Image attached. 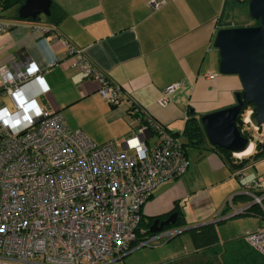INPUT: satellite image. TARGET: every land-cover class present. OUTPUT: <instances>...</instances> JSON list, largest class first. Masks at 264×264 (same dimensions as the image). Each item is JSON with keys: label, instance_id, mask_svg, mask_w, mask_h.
<instances>
[{"label": "crops", "instance_id": "obj_1", "mask_svg": "<svg viewBox=\"0 0 264 264\" xmlns=\"http://www.w3.org/2000/svg\"><path fill=\"white\" fill-rule=\"evenodd\" d=\"M53 1L56 21L45 13L37 19L20 18L17 12L22 3L6 9L0 6V23L8 24L0 29V65L14 69L35 60L49 87L37 96L42 106L61 110L71 128L84 129L98 143L123 138L138 129L140 119L130 101L114 105L100 94L97 80L74 64L76 56L65 40L83 48L110 79L124 86L144 115L187 143V171L162 181L142 208L146 218L178 213L179 223L164 229L157 243L185 233L190 238L189 249L163 259L167 264H226L225 245L244 240V232L264 225V218L256 204L252 212L263 219L255 227L225 240L218 227L236 209L253 203L248 191L260 190L248 189L245 183L264 171L244 173L245 167L255 166L258 160L232 168L207 137L193 144L184 129L190 110L199 115L231 105L235 93L243 89L238 74L221 72L215 45L220 28L254 24L246 16L240 24L232 20L243 10L242 0H165L159 8L151 0ZM52 60L57 61L52 65ZM176 82L179 86L161 103L167 87ZM5 95L0 76V104L8 105ZM239 169L241 177L234 173ZM210 225L215 230L205 229Z\"/></svg>", "mask_w": 264, "mask_h": 264}, {"label": "built area", "instance_id": "obj_2", "mask_svg": "<svg viewBox=\"0 0 264 264\" xmlns=\"http://www.w3.org/2000/svg\"><path fill=\"white\" fill-rule=\"evenodd\" d=\"M150 2L159 8L165 0ZM65 42L74 64L97 80L100 94L114 105L130 101L140 124L123 138L98 143L84 129L71 128L61 110L39 103L37 96L49 87L35 60L14 69L0 65L3 93L13 102L0 104V264H113L136 245L157 242L161 232L138 237L143 205L162 181L180 177L190 165L179 136L150 116L144 119L122 84L83 48ZM179 84H170L160 102ZM253 109L243 114L251 151L256 141L264 145V125H252L247 116ZM245 186L260 190L248 193L264 217V175ZM243 237L264 255V225L248 228Z\"/></svg>", "mask_w": 264, "mask_h": 264}, {"label": "water", "instance_id": "obj_3", "mask_svg": "<svg viewBox=\"0 0 264 264\" xmlns=\"http://www.w3.org/2000/svg\"><path fill=\"white\" fill-rule=\"evenodd\" d=\"M247 2L250 16L258 23L220 28L215 38L221 56V72L238 74L243 89L235 93V103L200 116L208 141L231 152L243 151L251 145L250 138L242 134L237 125L238 114L245 104L254 105L247 114L250 123L264 125V0ZM51 6L52 0H24L17 15L37 19L41 13L50 15ZM177 220V212L164 219L157 217L149 230L162 232Z\"/></svg>", "mask_w": 264, "mask_h": 264}, {"label": "rangeland", "instance_id": "obj_4", "mask_svg": "<svg viewBox=\"0 0 264 264\" xmlns=\"http://www.w3.org/2000/svg\"><path fill=\"white\" fill-rule=\"evenodd\" d=\"M243 4L244 5L242 9L244 10V13L242 12L243 10L240 13H236L234 16H232V20L237 24H240L244 19L243 16H246V18H248L247 20H249L250 23L256 22L257 20L253 19L249 14L248 5L246 3ZM13 9L16 10L15 7H13ZM43 16L46 15L43 13ZM4 100L6 101L8 106L13 107V102L7 94L4 96ZM261 147L264 148V145L262 144ZM243 156L244 155H242V157ZM245 168L244 173L246 175H249L250 173L256 174L260 171H264V157L259 159L256 162L255 166L249 165ZM242 201H245V199H242ZM246 203H249V201H247ZM231 212H233V210L228 213ZM263 218H261L259 214L254 213L252 211L250 213H240L230 216L228 219L225 220L224 223L219 225L218 228L220 236L224 240L228 237H234L243 230L247 229L248 227H255L258 221ZM186 234L187 233L182 235H175L171 239H168L164 242H155L153 244L146 245H136L137 247L134 248L129 254H126V256L119 259L113 264H167V261H165V259L163 258L175 253V251L177 250L178 252H181L189 249V243H191V241L189 236ZM230 242L225 245V250L223 252L226 264H264L261 262V260L259 261L257 256H255L256 254L253 253L248 248V246L244 245V243H239L237 241L231 243ZM164 245L166 246L161 249V247ZM220 260V262L224 263V258H220Z\"/></svg>", "mask_w": 264, "mask_h": 264}, {"label": "trees", "instance_id": "obj_5", "mask_svg": "<svg viewBox=\"0 0 264 264\" xmlns=\"http://www.w3.org/2000/svg\"><path fill=\"white\" fill-rule=\"evenodd\" d=\"M24 0H0V6L2 8H8L12 5H15V4H18V3H22ZM243 3H247V0H242ZM55 8H56V3L53 1L52 3V7H51V10H52V13L51 15L49 16L53 21H56V18H55ZM255 23H258V20ZM248 106H252L254 107L253 104H245L241 110V112L238 114V117H237V125L241 131L242 134H244L245 136L247 137H250L251 138V133L249 131L248 128H246V126L244 125V122H243V114L245 112V109L248 107ZM143 116L144 119H146V115H144L143 113L141 114ZM202 114H199L197 115L194 111H191L190 110V113H189V116L186 120V126H185V129H184V135L187 137L188 141L192 142L193 144H201L203 141H206V134H205V131L202 127V124H201V121H200V116ZM168 128V127H167ZM187 143L184 142V146L186 145ZM262 144H260L258 141H256V145L254 147V149L244 155L241 159H237L233 153L224 148V147H220L218 145H213V147L215 149H217L219 152H221V154L223 155V157L225 158V161L232 167V168H236V167H242L243 165H245L247 162L249 161H256V160H259L260 158H263L264 157V148L261 147ZM238 194L234 195L233 197H231V201L235 199V197L237 196ZM229 200V199H228ZM227 200V201H228ZM230 202H226V203H229ZM225 203V204H226ZM256 207V203H251L249 204L245 210L243 211H238L236 212L235 214H240V213H250L251 211H253V209ZM258 211H259V214L263 215L262 214V210L260 207L257 208ZM172 212H169L168 214H165V215H160V216H149L148 218H146L143 214H142V220H141V223H140V226H141V229L138 233V237L139 239H143L145 238L146 236L148 235H152L154 232H151L149 230V227L150 225L152 224V222L157 218V217H160L161 219L167 217L169 214H171ZM234 214V215H235ZM180 220V219H179ZM179 220H177V222L175 224H172L171 226L169 227H166L165 229H169L171 227H174L176 226L178 223H179ZM205 229H208L210 231L212 230H215L214 229V225H210L208 227H205ZM195 231V230H193ZM214 236H216V232L213 234ZM244 239V237H242ZM236 241V240H235ZM231 242H234V241H231ZM230 242V243H231ZM239 243H244V245L248 246V248L253 252L255 253L257 256V258L259 259V261L261 260L262 263H264L263 259H264V255H262L261 253H259L257 250H255L253 247H251L247 242L246 240H242L241 238H239V240L237 241ZM228 264V263H227Z\"/></svg>", "mask_w": 264, "mask_h": 264}, {"label": "bare ground", "instance_id": "obj_6", "mask_svg": "<svg viewBox=\"0 0 264 264\" xmlns=\"http://www.w3.org/2000/svg\"><path fill=\"white\" fill-rule=\"evenodd\" d=\"M251 151V145H249L245 150L240 151V152H236L237 155H244L247 154ZM247 156V155H246Z\"/></svg>", "mask_w": 264, "mask_h": 264}]
</instances>
